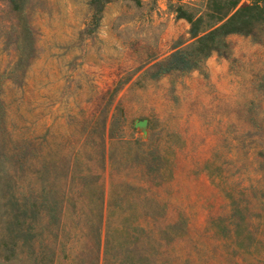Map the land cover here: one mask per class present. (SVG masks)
Here are the masks:
<instances>
[{
  "label": "rangeland",
  "instance_id": "rangeland-1",
  "mask_svg": "<svg viewBox=\"0 0 264 264\" xmlns=\"http://www.w3.org/2000/svg\"><path fill=\"white\" fill-rule=\"evenodd\" d=\"M215 1L0 0V264H264V25L154 74Z\"/></svg>",
  "mask_w": 264,
  "mask_h": 264
},
{
  "label": "trees",
  "instance_id": "trees-1",
  "mask_svg": "<svg viewBox=\"0 0 264 264\" xmlns=\"http://www.w3.org/2000/svg\"><path fill=\"white\" fill-rule=\"evenodd\" d=\"M238 0H225L224 3L215 1L213 8L217 13H211L216 15L215 21L212 26L198 35L195 41L189 46L183 48H177L169 54L165 60H161L157 64V68L154 74H160L172 68H182L188 69L192 67L200 57L209 54L212 50L218 48L223 44V37L230 32H249L257 24L264 25V4L260 0H251L248 2H243L237 5ZM223 4L227 5L224 12L218 11ZM234 10L227 14L230 9ZM220 21V22H217ZM192 30L197 29L198 18L193 21ZM17 212L14 213L13 221H15L13 226L9 227V240H6L5 250L6 258L8 259L14 254L16 239L15 237L21 238L23 241L31 247L33 245V240L35 239L36 229L34 226V220L32 218L36 213L34 210L28 213L27 208L20 209L16 206ZM30 216V217H29ZM63 214L51 212V217L57 222V233L62 229ZM56 233V234H57ZM33 250V248L31 247Z\"/></svg>",
  "mask_w": 264,
  "mask_h": 264
}]
</instances>
